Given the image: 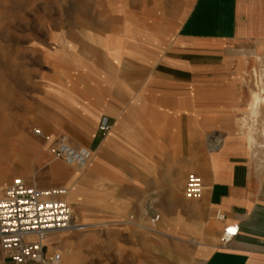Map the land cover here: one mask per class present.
<instances>
[{"label": "crops", "instance_id": "obj_1", "mask_svg": "<svg viewBox=\"0 0 264 264\" xmlns=\"http://www.w3.org/2000/svg\"><path fill=\"white\" fill-rule=\"evenodd\" d=\"M171 6L164 21L132 25L112 3L106 22H65L42 45L49 67L26 97L27 123L92 153L67 179L86 228L45 239L60 264H264V164L238 122L264 56V0ZM189 173L198 199L183 195ZM229 225L238 232L222 242ZM0 264H13L1 248Z\"/></svg>", "mask_w": 264, "mask_h": 264}, {"label": "rangeland", "instance_id": "obj_2", "mask_svg": "<svg viewBox=\"0 0 264 264\" xmlns=\"http://www.w3.org/2000/svg\"><path fill=\"white\" fill-rule=\"evenodd\" d=\"M173 2L174 0H0V195L4 185L15 177H21L28 184L38 187L64 186L70 190L72 185L67 179L75 174L83 176L88 170L70 167L69 171V167L63 163L53 162L54 158L48 152V147L54 139L49 135L48 140L35 135L34 129L41 132L42 129L31 122L27 123L26 97L32 98V92L36 90L35 86L40 79L37 76L39 70L49 67L47 59L42 57L41 48L43 44H47L51 30L63 27L68 21L85 24L106 22L109 12L105 10V6L112 3L119 6L120 16L128 17L131 24L134 22L132 25L142 21L153 22L155 15H161L164 21L166 17L169 18ZM261 57L246 78L251 92L257 90L254 73H264V56ZM253 121L256 122L253 126L256 143L250 152L254 154L256 149L257 158L263 165L264 107L257 117H251L246 104L238 121L245 136ZM72 208L74 216L78 217L77 223L84 224L80 220L81 206L73 204ZM125 220L134 222L136 217L134 213H129Z\"/></svg>", "mask_w": 264, "mask_h": 264}, {"label": "built area", "instance_id": "obj_3", "mask_svg": "<svg viewBox=\"0 0 264 264\" xmlns=\"http://www.w3.org/2000/svg\"><path fill=\"white\" fill-rule=\"evenodd\" d=\"M110 128L109 118L101 116L98 130L105 135ZM33 132L46 140L50 138L39 129H34ZM211 142L214 147L220 143L218 139ZM48 152L54 159H60L79 170L87 167L92 156L88 148L74 147L63 137L54 140L49 145ZM203 189L201 178L195 173H189L183 188L184 197L187 200L198 199ZM68 193L67 187H38L28 184L21 177H15L4 185L0 195V248L13 264H60L61 253L47 250L46 237L55 232L86 228L84 224L74 222V211L67 199ZM148 210L152 211L150 205ZM152 214V221L158 220V216ZM215 217L223 220L224 214L216 210ZM237 232V226H226L221 236L222 242L229 241Z\"/></svg>", "mask_w": 264, "mask_h": 264}, {"label": "bare ground", "instance_id": "obj_4", "mask_svg": "<svg viewBox=\"0 0 264 264\" xmlns=\"http://www.w3.org/2000/svg\"><path fill=\"white\" fill-rule=\"evenodd\" d=\"M254 74L257 78L256 81L257 90L251 92L247 103L249 114L251 115V117H257L260 114L261 109L264 107V83H263L264 73L263 74L254 73ZM255 123L256 122L253 121L252 126L251 127L249 126L250 128L246 133V138L248 141L247 145L249 150H251V152L254 144L256 143L254 137V127H253ZM74 222H77L76 216L74 217Z\"/></svg>", "mask_w": 264, "mask_h": 264}]
</instances>
